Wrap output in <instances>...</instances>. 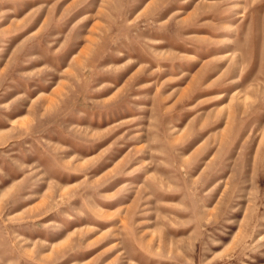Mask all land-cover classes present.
<instances>
[{
    "label": "rangeland",
    "instance_id": "1",
    "mask_svg": "<svg viewBox=\"0 0 264 264\" xmlns=\"http://www.w3.org/2000/svg\"><path fill=\"white\" fill-rule=\"evenodd\" d=\"M0 264H264V0H0Z\"/></svg>",
    "mask_w": 264,
    "mask_h": 264
}]
</instances>
